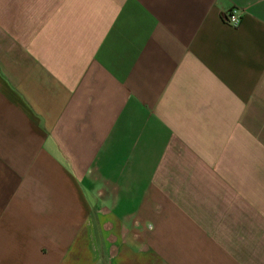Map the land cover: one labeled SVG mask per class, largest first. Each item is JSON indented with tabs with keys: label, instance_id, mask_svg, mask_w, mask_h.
I'll return each instance as SVG.
<instances>
[{
	"label": "crops",
	"instance_id": "0c3cea01",
	"mask_svg": "<svg viewBox=\"0 0 264 264\" xmlns=\"http://www.w3.org/2000/svg\"><path fill=\"white\" fill-rule=\"evenodd\" d=\"M0 264H264V0H0Z\"/></svg>",
	"mask_w": 264,
	"mask_h": 264
},
{
	"label": "built area",
	"instance_id": "2783aa9c",
	"mask_svg": "<svg viewBox=\"0 0 264 264\" xmlns=\"http://www.w3.org/2000/svg\"><path fill=\"white\" fill-rule=\"evenodd\" d=\"M242 13L243 12L239 10H232L223 17V21L227 23V25L233 28H237L241 24Z\"/></svg>",
	"mask_w": 264,
	"mask_h": 264
}]
</instances>
